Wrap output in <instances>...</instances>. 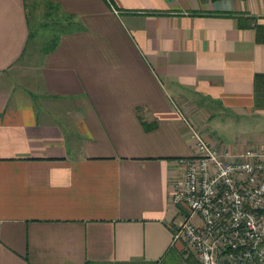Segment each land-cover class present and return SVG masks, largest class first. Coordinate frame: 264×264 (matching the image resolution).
I'll return each instance as SVG.
<instances>
[{"label": "crops", "instance_id": "1", "mask_svg": "<svg viewBox=\"0 0 264 264\" xmlns=\"http://www.w3.org/2000/svg\"><path fill=\"white\" fill-rule=\"evenodd\" d=\"M259 28L264 0H0V264H200L175 103L219 151L263 149Z\"/></svg>", "mask_w": 264, "mask_h": 264}, {"label": "built area", "instance_id": "2", "mask_svg": "<svg viewBox=\"0 0 264 264\" xmlns=\"http://www.w3.org/2000/svg\"><path fill=\"white\" fill-rule=\"evenodd\" d=\"M175 105L197 146L171 185L173 203L187 209L175 240L200 264H264V148L219 151Z\"/></svg>", "mask_w": 264, "mask_h": 264}, {"label": "rangeland", "instance_id": "3", "mask_svg": "<svg viewBox=\"0 0 264 264\" xmlns=\"http://www.w3.org/2000/svg\"><path fill=\"white\" fill-rule=\"evenodd\" d=\"M39 23L40 21H38V24ZM52 39L53 36L49 35L43 30L42 31L38 30L37 35L31 37L27 54L23 60L25 63L21 67L27 70L30 67V65H33L35 61L40 60L39 55L49 50L51 46L53 47L54 41L52 42ZM177 242L182 244L183 248H182L181 257L184 260H191L193 258H196L195 255L192 254L187 255L186 243L184 240L180 239Z\"/></svg>", "mask_w": 264, "mask_h": 264}, {"label": "trees", "instance_id": "4", "mask_svg": "<svg viewBox=\"0 0 264 264\" xmlns=\"http://www.w3.org/2000/svg\"><path fill=\"white\" fill-rule=\"evenodd\" d=\"M257 40L259 42H264V31L262 28L258 29ZM262 80H264V75H258L256 78V83H258L259 81H262Z\"/></svg>", "mask_w": 264, "mask_h": 264}]
</instances>
